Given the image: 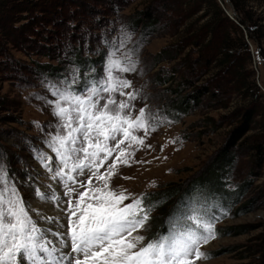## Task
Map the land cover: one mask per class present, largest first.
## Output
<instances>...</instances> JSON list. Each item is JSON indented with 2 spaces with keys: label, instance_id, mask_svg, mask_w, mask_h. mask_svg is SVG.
<instances>
[{
  "label": "rangeland",
  "instance_id": "rangeland-1",
  "mask_svg": "<svg viewBox=\"0 0 264 264\" xmlns=\"http://www.w3.org/2000/svg\"><path fill=\"white\" fill-rule=\"evenodd\" d=\"M5 1L7 7L2 10L3 13L0 10V15H7V19L0 24L3 25L0 28V47L3 49L0 48V176L6 177L7 186L14 187L18 192L36 227L38 223L45 226L52 224L60 227V233H63L67 220L65 210L70 206L69 201L74 202L77 199L76 192L84 189L71 181L65 187L66 179L62 180L59 176L53 179V176L60 169L76 177L77 181H85L88 172L85 170L83 175H78L63 167L57 153L48 146L53 137L64 135L67 131L60 127L63 121L54 114L57 102L63 106L67 104L60 101L59 95L54 93L57 90H69V85L78 82V79H63L66 76L75 78L78 67L73 63V53L68 52L67 48L71 46L67 45L68 39L59 37V33L65 29L67 34L78 35L80 32L82 35V31L90 26L88 21L84 22V17L76 11V7L73 9L75 12L66 11L65 14L57 15L58 25L53 26L41 23L42 12L35 7L41 0ZM124 1L125 4L121 7H118V1L115 0L98 6L101 10L91 11L87 19L106 18L107 21L101 28L91 29L93 42L89 41L90 31L80 37L83 55L93 58L103 55L108 57L109 61L104 66L99 81L107 76L111 60L119 61L120 67L132 69L121 72L113 68L112 74L129 81L131 87L122 91L134 94L136 98L129 100L128 95L122 96L119 93L111 95L117 101L124 100L132 106L130 115L135 117L139 109L143 108L149 116L147 132L141 130L135 133L143 139V144H132L128 149L127 164L117 163L115 175L110 181L111 187L117 191L126 190L130 199L125 200L124 204L138 198L143 201L148 198V194H153L160 187L187 185L198 177L207 179L209 174L220 169L217 156L230 130L241 120L244 109L251 104L257 107L253 128L246 137L248 140L246 144L239 146L235 161L222 178L227 181L231 190L241 188L237 197L228 202L229 209L220 210V206L210 198L208 189L191 187V192L185 193L180 206L175 210L176 216L173 214L164 231L154 236H151V227L158 209L150 210L143 201L149 218L132 236H143L144 240L139 245L143 246L168 235L170 230H186L189 226L195 229L194 220L186 219L192 216L201 223H211L215 237L201 245L206 258L196 260L195 264H264V164L262 167L258 165L249 148L252 141L264 144V96L251 98L244 92L236 91L224 107L206 94L200 103H191L187 114L182 112L185 110L178 111L173 105L182 96L203 85L209 76L217 72V68L212 65L207 75L195 79L204 65L201 61H195L197 53L194 52L188 59L197 73L195 76L186 75L188 67L182 59L190 47L172 60L156 63L154 55L175 42L178 37L171 35L169 27H159L156 32L144 34V39L138 41L140 33L128 27L129 19L151 0ZM227 13L231 16L235 14L232 7L228 8ZM262 14L264 15V10ZM114 18L117 30L109 24ZM233 23L236 24L234 20ZM100 25L101 23L96 24V27ZM107 25L113 32L109 36L112 38L111 46L104 43ZM229 26L231 36L238 39L236 27L232 23ZM19 28L27 29L23 39L18 36L12 38ZM57 40H66L63 50L48 51L41 46L55 47ZM247 43L248 51H236L237 63L245 65L241 67L240 73L245 76L252 74L249 79H254L264 95V57L257 53L254 41L247 38ZM48 52L52 53L49 55ZM44 62L54 65L55 69L51 74L44 73L48 72L45 69L39 70L40 64ZM216 78L217 75L212 79ZM164 79L172 80L166 83ZM178 83L183 85L180 88L181 94L176 95L174 90L178 88ZM192 83L194 86L188 87ZM86 86L76 94H83ZM96 86L100 87L99 84ZM100 95L107 97L109 93L101 92ZM41 154L45 159H40ZM112 163L113 160H108L100 172L103 173ZM214 180L212 178L210 182L214 183ZM3 186L0 184V187ZM67 188H75L76 192L68 196ZM217 210L223 215L216 216L219 214ZM43 234L46 235L45 232ZM20 260L18 255L19 263Z\"/></svg>",
  "mask_w": 264,
  "mask_h": 264
},
{
  "label": "snow or ice",
  "instance_id": "snow-or-ice-1",
  "mask_svg": "<svg viewBox=\"0 0 264 264\" xmlns=\"http://www.w3.org/2000/svg\"><path fill=\"white\" fill-rule=\"evenodd\" d=\"M113 68L121 72L132 70L111 60L107 76L86 86L83 94L71 91L70 86L69 90L54 93L67 104L57 102L54 109V114L63 121L60 127L67 131L53 137L48 146L57 153L63 167L78 175L88 172L85 181H77L60 169L53 176L62 180L66 177L65 187L71 181L84 189L76 192L75 188H67L66 195L76 192L77 199L70 200L65 210V231L53 233L57 243L48 240L36 227L18 192L7 186L6 177L0 176V184L4 185L0 187V264H19L18 255L30 264H195L196 260L206 258L201 245L215 238L213 225L192 216L186 219L194 220L195 229L189 226L186 230H170L168 235L143 246H139L143 236H132L147 222L148 212L142 199L124 204L130 199L126 190L117 191L110 181L116 164H127L132 144H143L135 133L147 132L149 116L143 108L135 117L130 115L132 106L111 95L136 98L122 91L131 87V83L114 77ZM101 92L109 95L102 96ZM40 159H45L43 154ZM110 159L113 163L101 173L100 169ZM64 248L69 252H64Z\"/></svg>",
  "mask_w": 264,
  "mask_h": 264
},
{
  "label": "trees",
  "instance_id": "trees-1",
  "mask_svg": "<svg viewBox=\"0 0 264 264\" xmlns=\"http://www.w3.org/2000/svg\"><path fill=\"white\" fill-rule=\"evenodd\" d=\"M57 1L41 0L35 5L42 12L41 23L58 25L56 16L65 14L66 11L75 12L73 9L76 7L78 9L76 11L84 17V22L88 21L87 24L90 26L82 31V35L80 32L77 33L78 35L75 33L67 34L65 32L67 30L65 29L59 33V37L68 39L67 41L65 40L66 42L69 41L67 45H71L67 48L68 52L73 53V63L78 67V75L75 78L66 76L63 79H78L77 83L69 86L70 90H75V93H80L82 92L83 86H90V84L99 81L103 68L109 61L107 59L108 57L104 55L97 58L83 55V47L80 46V37L90 31L88 34L90 37L89 41L93 42L94 38L91 29L101 28L107 21L106 18L91 20L86 17L90 16L91 11L101 10L98 6H102L107 2L113 3L115 0H59L58 4L56 3ZM116 1H118V7L125 4L124 0ZM6 7L7 2L5 0L0 1L1 12ZM111 7L113 8V6ZM230 7L235 12L232 15L233 17L227 13ZM263 10L264 0H151L142 9L137 10L133 14L132 19L128 17L130 20L128 27L134 30V32L140 33L138 41L144 39V34L156 32L159 27H169L171 35L178 37L175 42L166 45L154 55L156 63L166 59L172 60L190 47L182 59V62L188 67L186 75L193 74L195 76V73H197V69L190 66V59H188L194 52L197 53L195 61H201V64L204 65L203 70H201L200 74L196 75L195 79H200L203 75H207L210 71L209 67H212V65L217 68V72L213 74V76L217 75L216 79H212L213 76H209V79L203 85L197 87L192 93L182 96L173 105L178 111L185 110L182 112L187 114L188 108L192 106L191 103H200L206 94L211 99L217 100L224 107L227 106L236 91L244 92L246 95H250L251 98L264 96L254 79H249L252 74L245 76L240 73L241 67L245 65L241 66L238 64L236 58V51L238 49L248 51L247 38L252 42L254 41L257 46V53L264 57ZM199 12H201L200 15H198ZM113 14L115 15V13ZM1 15L0 24L3 22L2 20L5 21L7 19V15ZM233 20L236 24L233 23ZM99 23H101L100 27H96V24ZM230 23L236 27L239 33L238 39L231 36ZM109 24H112V28H115V30L118 29L115 18ZM1 27L3 25H0ZM109 28L108 26V29H105L106 36L104 43L105 45L111 46L112 38L109 36L113 32H111L112 28ZM26 31L27 29L19 28L17 34L12 35V38L15 39L18 36V38L23 39ZM6 34L8 35V33ZM65 41L59 42L57 40L56 48L48 45L41 46L48 51H54L55 49L63 50ZM8 42L11 41L8 39ZM12 43L16 44V41ZM51 53L48 52L47 54L50 55ZM39 67L41 68L39 70L45 69V71H48L44 72L46 74H51L55 69L54 65L47 62L41 63ZM170 80L172 79H164V82L167 83ZM182 85L183 83H178V88L174 90L176 95L181 94L182 90L180 88ZM192 86H194V83L188 85V87ZM256 108L255 104L246 107L243 114H241V120L230 130L229 136L217 156L219 159L217 164L220 165V169L209 174V177L205 180L202 177H198L187 185L175 184L173 186L167 185V187H160L153 194H148V198L143 199L144 205L147 208L150 210L154 208L156 210L158 209V215L155 217V221L151 227V236L164 231L171 216L173 214L174 217L176 216L175 210L180 206L185 193L191 192V187H198V190L200 188L208 189L210 198L215 200V203L220 206V210L229 209L228 202L237 197L241 188L239 190H231L227 186V181H223L222 178L227 173V168L235 161L236 151L239 146H243L246 144V140H248L246 137L253 128L252 124L257 115ZM249 145L256 162L262 167L264 164V144L261 141H252ZM212 178L215 179L214 183L210 182ZM220 210H217L219 214L216 216L223 215Z\"/></svg>",
  "mask_w": 264,
  "mask_h": 264
},
{
  "label": "bare ground",
  "instance_id": "bare-ground-1",
  "mask_svg": "<svg viewBox=\"0 0 264 264\" xmlns=\"http://www.w3.org/2000/svg\"><path fill=\"white\" fill-rule=\"evenodd\" d=\"M37 225H38L37 227L39 230L46 233L45 236L48 240L52 241V243H54V244L57 243V237L55 235H53V233H51V232H54V233L61 232L60 227H57V226L54 227V226H52V224L45 226V224H43V223H38ZM47 229H48V231H47ZM67 250H66V248L63 249L64 252H68ZM19 264H29V263L26 260H20Z\"/></svg>",
  "mask_w": 264,
  "mask_h": 264
},
{
  "label": "water",
  "instance_id": "water-1",
  "mask_svg": "<svg viewBox=\"0 0 264 264\" xmlns=\"http://www.w3.org/2000/svg\"><path fill=\"white\" fill-rule=\"evenodd\" d=\"M230 16H231V14H230ZM233 17V16H232Z\"/></svg>",
  "mask_w": 264,
  "mask_h": 264
},
{
  "label": "built area",
  "instance_id": "built-area-1",
  "mask_svg": "<svg viewBox=\"0 0 264 264\" xmlns=\"http://www.w3.org/2000/svg\"><path fill=\"white\" fill-rule=\"evenodd\" d=\"M232 17V16H231Z\"/></svg>",
  "mask_w": 264,
  "mask_h": 264
}]
</instances>
